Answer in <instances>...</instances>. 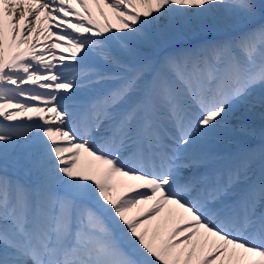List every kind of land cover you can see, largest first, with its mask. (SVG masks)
Returning a JSON list of instances; mask_svg holds the SVG:
<instances>
[{"label":"snow or ice","instance_id":"obj_1","mask_svg":"<svg viewBox=\"0 0 264 264\" xmlns=\"http://www.w3.org/2000/svg\"><path fill=\"white\" fill-rule=\"evenodd\" d=\"M257 108L264 0H0V264H264Z\"/></svg>","mask_w":264,"mask_h":264},{"label":"bare ground","instance_id":"obj_2","mask_svg":"<svg viewBox=\"0 0 264 264\" xmlns=\"http://www.w3.org/2000/svg\"><path fill=\"white\" fill-rule=\"evenodd\" d=\"M163 23H166V21H164ZM189 41H191L192 43H195V42H197V38L192 37V38H189V40L177 41V42L174 43L172 48L184 47L187 44H189ZM142 51L145 54H151L152 53V50L148 49V48H144V49H142ZM121 56H122L123 62H125V63L129 64L132 61L126 55L121 54ZM261 113H262V110L257 108V109L254 110V112H252L251 114L247 115V117L245 119V122L248 123L250 126L255 127L257 129V131H259L261 128H264V116H262ZM236 115H239V113H237ZM231 123L236 124V123H238V121L234 117L231 120ZM219 134L221 136H227V133L224 132V131H221ZM256 140H258V139H256ZM250 144H252V142H250Z\"/></svg>","mask_w":264,"mask_h":264},{"label":"rangeland","instance_id":"obj_3","mask_svg":"<svg viewBox=\"0 0 264 264\" xmlns=\"http://www.w3.org/2000/svg\"><path fill=\"white\" fill-rule=\"evenodd\" d=\"M254 112V111H253Z\"/></svg>","mask_w":264,"mask_h":264}]
</instances>
